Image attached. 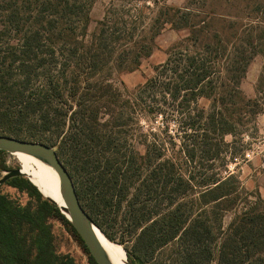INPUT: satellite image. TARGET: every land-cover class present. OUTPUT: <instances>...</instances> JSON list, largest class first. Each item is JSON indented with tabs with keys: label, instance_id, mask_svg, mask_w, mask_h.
I'll return each instance as SVG.
<instances>
[{
	"label": "trees",
	"instance_id": "trees-1",
	"mask_svg": "<svg viewBox=\"0 0 264 264\" xmlns=\"http://www.w3.org/2000/svg\"><path fill=\"white\" fill-rule=\"evenodd\" d=\"M93 2L0 0V133L55 148L81 206L104 233L115 221L113 210L125 204L135 235L131 264H161L155 254L169 244L181 253L173 264H264V199L242 191L236 176H223L235 158L231 144L261 112L240 84L260 55L261 93L264 0L158 7L147 24L140 14L128 21L104 18L88 36ZM167 26L185 37L153 77L124 97L110 83L111 74L134 71ZM167 102L178 142L169 135L167 144L153 138L142 157L128 156L115 129L129 125L125 117H162ZM5 183L27 190L37 207L33 214L18 210L0 195V264H75L58 252L49 223L60 222L83 243L60 210L23 176ZM154 195L164 201L156 216L146 211ZM239 203L241 211L213 246V230L220 227L207 226L197 211L210 206L230 212ZM85 250L89 264H96Z\"/></svg>",
	"mask_w": 264,
	"mask_h": 264
},
{
	"label": "rangeland",
	"instance_id": "rangeland-1",
	"mask_svg": "<svg viewBox=\"0 0 264 264\" xmlns=\"http://www.w3.org/2000/svg\"><path fill=\"white\" fill-rule=\"evenodd\" d=\"M191 2L196 3L191 5ZM201 2L202 0H165L164 2L154 4V0H94L88 15L89 24L87 35L89 36L93 33L98 22L103 21L104 18L112 21L118 19L128 21L133 19L137 14H140L141 20L147 24L149 17L153 16L158 7L185 8L190 5V8L197 9ZM203 2L207 4L209 1ZM185 35V31L179 32L172 30L168 26L165 27L160 35L155 38L151 54L142 59L139 66L132 72H113L110 77V83L124 97L131 98L138 86H141L145 81L155 75L156 69L166 61L169 50L177 42L182 40ZM262 65V57L260 55L254 56L240 84V89L246 99L252 100L256 98L258 100L257 102L261 108V112L255 117L254 122L246 127L247 131L242 135H237L234 139L235 142L231 144L230 152L235 154V158L232 162H228L226 166L227 171L223 172V176L226 173L236 176L240 182L242 191L257 193L264 199V161L262 159L264 151L261 152V149H254L257 147L258 141L264 132V83L260 89L261 93L257 94V82L262 72ZM167 104L168 107H161L164 112L162 117L157 114H147L144 117L139 115L135 119L133 117H130V119L129 117H125L127 121L129 120V125L115 129L116 138L121 140L123 144L122 151L128 156L130 154H136L142 157L146 152V145L152 142L153 138L158 140V142L161 141L167 144L169 142V135L175 143L178 142V128L173 123L174 112L169 102ZM198 105L207 108L209 103L205 100H200ZM165 130L167 135L164 132ZM0 135L5 134L0 133ZM225 141L230 144L232 143V138L228 136L225 138ZM250 152H253V155H250ZM18 168L11 154L0 152V179L4 177L7 171ZM67 171L69 172L68 169ZM71 179L74 184V178L71 177ZM259 185L262 186L261 192L258 191ZM119 190H121L120 187L117 189L120 194ZM0 195H3L10 201L15 209L23 210L26 208L32 214L35 212L37 207L36 202L29 196L27 190L16 189L8 183H5L0 185ZM163 202L161 196L154 195L153 200L151 199L148 203L146 211L149 215L155 214L154 216L162 213ZM241 206L242 203H239L230 212L220 210L214 212L210 206L202 207L201 210L197 211V213L202 215V220L205 221L207 226L211 225L213 226L212 228L220 227V232L213 230L215 233V241L212 243L213 246L220 242L222 234L226 232L232 219L241 211ZM125 209V204L120 205L118 210L114 209L112 219L114 218L115 221L109 220L108 222L110 223L104 226L106 233L101 232L109 242L122 248L128 261V256L131 255L133 258L134 255L133 244L135 235L130 232V227H127ZM216 213L218 216L221 215L217 221L214 220V214ZM154 216L151 218H154ZM49 223L52 225L53 232L56 234L58 252L62 255H68L75 264H89V258L84 244L71 231L62 226L60 222L49 219ZM24 232L25 229H21L18 232V236H22ZM209 241L211 240L209 239ZM179 256H181V253L178 254L177 247L172 244H169L163 249H159L155 254L157 261L161 262V264H173L174 260H178Z\"/></svg>",
	"mask_w": 264,
	"mask_h": 264
},
{
	"label": "water",
	"instance_id": "water-1",
	"mask_svg": "<svg viewBox=\"0 0 264 264\" xmlns=\"http://www.w3.org/2000/svg\"><path fill=\"white\" fill-rule=\"evenodd\" d=\"M0 151L11 155L22 153L33 157L55 174L58 182V194L62 205L57 204L50 198L45 199L51 204H54L60 210V213L68 220L83 241L96 264H112L107 252L97 238L95 229L101 234L102 232L81 206L71 176L59 159L55 148L41 142L21 140L11 136L0 135ZM20 176L26 178V176L21 173L20 168L7 171L4 177L0 179V185L9 179ZM34 187L40 193L39 188L36 186ZM125 263L131 264L127 260Z\"/></svg>",
	"mask_w": 264,
	"mask_h": 264
},
{
	"label": "bare ground",
	"instance_id": "bare-ground-1",
	"mask_svg": "<svg viewBox=\"0 0 264 264\" xmlns=\"http://www.w3.org/2000/svg\"><path fill=\"white\" fill-rule=\"evenodd\" d=\"M12 158L20 168L21 173L26 176L32 185L39 188V191L44 198H50L57 204L62 205L58 194L57 178L51 170L33 157L22 153L12 154ZM95 233L100 244L107 252L112 264H126V257L122 248L112 242H109L96 229Z\"/></svg>",
	"mask_w": 264,
	"mask_h": 264
},
{
	"label": "built area",
	"instance_id": "built-area-1",
	"mask_svg": "<svg viewBox=\"0 0 264 264\" xmlns=\"http://www.w3.org/2000/svg\"><path fill=\"white\" fill-rule=\"evenodd\" d=\"M255 150H259V149H261V152H263L264 151V132L262 133V135H261V137H260V139H259V141H258V145H257V147L256 148H254ZM250 155H253V152H250ZM263 161H264V156H263Z\"/></svg>",
	"mask_w": 264,
	"mask_h": 264
},
{
	"label": "crops",
	"instance_id": "crops-1",
	"mask_svg": "<svg viewBox=\"0 0 264 264\" xmlns=\"http://www.w3.org/2000/svg\"><path fill=\"white\" fill-rule=\"evenodd\" d=\"M255 179V178H254ZM257 180V179H256ZM254 183V182H253ZM254 188V187H253ZM261 189H262V186L261 185H259V187H258V191L259 192H261Z\"/></svg>",
	"mask_w": 264,
	"mask_h": 264
}]
</instances>
